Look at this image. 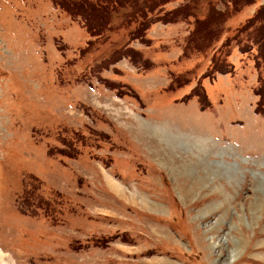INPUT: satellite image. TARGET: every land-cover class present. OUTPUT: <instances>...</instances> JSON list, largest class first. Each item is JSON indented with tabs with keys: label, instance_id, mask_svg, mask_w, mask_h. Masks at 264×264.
I'll return each mask as SVG.
<instances>
[{
	"label": "rangeland",
	"instance_id": "1",
	"mask_svg": "<svg viewBox=\"0 0 264 264\" xmlns=\"http://www.w3.org/2000/svg\"><path fill=\"white\" fill-rule=\"evenodd\" d=\"M148 1L0 0V264H264V0Z\"/></svg>",
	"mask_w": 264,
	"mask_h": 264
},
{
	"label": "trees",
	"instance_id": "2",
	"mask_svg": "<svg viewBox=\"0 0 264 264\" xmlns=\"http://www.w3.org/2000/svg\"><path fill=\"white\" fill-rule=\"evenodd\" d=\"M153 1V0H151ZM54 2L57 3V6L67 12L69 15H75V14H84L89 13V10L97 8L101 9V16H103V11L106 12L103 8H106L108 5L114 6L115 3H119L117 6H132V8L137 6V10L140 15V20L137 23V30L134 31L135 35L140 33V31L146 29L149 24L152 22V17L155 16V14L149 15V13H152L153 5H148V0H142V2L138 3V0H124L122 2H118L116 0H54ZM103 7V8H102ZM85 15V14H84ZM86 16V15H85ZM106 16H103L102 18H105ZM87 20L90 21V19L86 16ZM108 19L105 20V26ZM93 28L90 29L93 31V34H97L95 31V26H92ZM263 38V34L255 38V41ZM260 43V42H259ZM261 48V43H260ZM259 94L261 95V91L259 89Z\"/></svg>",
	"mask_w": 264,
	"mask_h": 264
},
{
	"label": "bare ground",
	"instance_id": "3",
	"mask_svg": "<svg viewBox=\"0 0 264 264\" xmlns=\"http://www.w3.org/2000/svg\"><path fill=\"white\" fill-rule=\"evenodd\" d=\"M201 140V144L202 145H205V144H207L206 143V139H204V138H202V139H200ZM193 142V141H192ZM190 150V149H189ZM261 184V183H260ZM260 188V187H259ZM262 195H263V193H262ZM262 201V200H261Z\"/></svg>",
	"mask_w": 264,
	"mask_h": 264
}]
</instances>
